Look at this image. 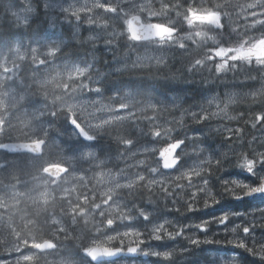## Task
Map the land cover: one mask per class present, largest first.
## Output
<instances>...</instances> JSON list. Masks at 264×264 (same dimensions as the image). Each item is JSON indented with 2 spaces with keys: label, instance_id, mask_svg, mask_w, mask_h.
Here are the masks:
<instances>
[{
  "label": "trees",
  "instance_id": "1",
  "mask_svg": "<svg viewBox=\"0 0 264 264\" xmlns=\"http://www.w3.org/2000/svg\"><path fill=\"white\" fill-rule=\"evenodd\" d=\"M194 2L198 4L197 0H162L161 9L165 10L170 18L177 12L184 14V9ZM8 3L10 2L0 1V56L9 55L16 47L28 48L56 40H61L62 44L57 56L50 59L46 65L35 68L37 65L32 64L30 58H26L22 62L20 79H10L0 84V96L3 97V103L0 104V264H11L17 256L23 254H35L30 264H60L61 261H70L69 264H90L81 254L88 246V240L93 236L91 232L95 229V224L88 221L89 215H93L97 227L101 226L100 231L110 232L109 235L114 237L107 242L109 247L126 249L140 245L157 252L181 250L182 254L178 253L167 260L161 256H151L145 261L149 264H232L234 259L237 264H264V260L251 255L245 249L228 245L227 241L233 239V234L226 231L225 225L216 223L215 217L206 215L207 211L218 212V207L239 212L251 206L250 202L236 200L224 190L227 176L242 175L241 167L230 164L232 158L227 157V148L233 145L246 150L248 144L254 140L258 128L264 126V119H257L264 116V98L245 100L229 107L230 116L238 117L239 120L228 125L240 128V131H236L229 139L222 134L207 132L214 121L206 117L200 119V116L197 120L191 115V112L200 114L201 110H204L203 114L208 115L205 104L209 96H223L242 87L248 90L257 88L261 84L260 80L264 78V68L257 66L253 61L251 64L244 62L245 66L240 63L236 67L231 65L227 71L219 72L215 61L208 59L209 46H204V52L197 51L201 48L191 51L172 49L164 66L135 67L126 71L111 72L113 67L109 60L115 58L111 55L118 50L117 59L121 60L125 55L126 46L123 49L119 43L115 45L106 41L84 42L82 33L80 37L73 39L70 36L73 19L69 17H66L69 22H64L66 26L56 35L54 28L48 31L51 26L39 5L36 16L29 23L20 24L13 18L9 8H4ZM176 4L180 5L179 9L173 8ZM151 20L162 24L164 22L162 16ZM60 22L62 21L58 20V23ZM225 37L231 45H237L241 39L231 36L228 32ZM131 54L129 52L128 57ZM87 58L96 63L95 80L103 89L99 94L103 101L119 105L115 101L132 95L142 105L158 104L155 111L148 108L139 113L134 122H121L104 127L106 132L91 143L98 152V159L109 160V165L117 166L123 163V156L130 150L149 143L154 130L162 132L166 129L170 142L184 139L185 148L200 149L181 161L179 168L190 170L193 165H198L193 170L200 173L191 179L192 183H187L189 180L186 179L180 181L182 188L185 184L195 187L200 185L223 204L212 207L218 203H212L211 198H205L210 200L208 204L211 205L204 207V198L201 196L205 194L193 200L192 195L188 194V189L182 191L181 188V193L175 194V190L179 188L177 184L168 186L167 192H164L156 185L141 181L130 191L118 192L117 204L127 212L120 211L119 217L111 218L101 217L99 212L95 211V205L100 204V194L97 186L91 181L94 164L87 161L69 166L60 154L61 150L73 147L77 142L87 145L79 139L76 143L68 141L72 127L67 111L62 109L60 104V99L65 96H78L79 84L85 82V79L75 82L54 77V81L47 85L42 84L46 79L42 73L47 72L50 76L52 74L50 70L53 69L49 70V66L57 69L59 64L60 67L65 63L78 64ZM196 60H201L202 64L194 67ZM107 71L110 72L106 73ZM65 84L68 85L67 88H64ZM53 112L56 113L55 116L52 115ZM194 129L204 131L196 132ZM33 137H43L45 140L41 157L9 154L2 147L9 142H28L27 140ZM129 137L132 144L122 142L121 138ZM216 159L222 160L223 163H208L209 160ZM52 163L69 167V174L79 172L86 182L70 183L73 189L65 196L60 195L54 188V193H51L52 196L46 204L34 203L32 196L36 193L37 184L49 183L50 180L43 174L42 169ZM68 176L57 182L63 184ZM204 179L208 180L207 185H204ZM185 181L186 183H183ZM101 199L105 200V197ZM188 203L194 204V209L189 210ZM141 210L151 213L148 220L138 215ZM122 216L126 218L122 219ZM108 218L113 219L112 227L106 225ZM53 220L57 223H53ZM205 220L211 222L206 232L194 227ZM156 223H164L167 231L183 228L184 235L169 239L165 233H161V240L151 239V226ZM226 223L233 227L236 225L232 217ZM78 231L82 236L77 235ZM136 231L141 235L137 237ZM129 232H134V235L124 236ZM185 235L213 243L193 245L184 238ZM251 236L239 231L235 238L243 240L249 247L255 246L258 249L261 244L260 237ZM45 240L55 242L57 251L40 254L31 247V243ZM23 241H28L29 244L24 246ZM17 245L20 246V252L15 251ZM137 262L134 264H140Z\"/></svg>",
  "mask_w": 264,
  "mask_h": 264
},
{
  "label": "rangeland",
  "instance_id": "2",
  "mask_svg": "<svg viewBox=\"0 0 264 264\" xmlns=\"http://www.w3.org/2000/svg\"><path fill=\"white\" fill-rule=\"evenodd\" d=\"M197 2V6L202 3L207 9L220 11L221 24L223 25V27L217 29L214 25H207L206 23L201 24L199 22H196L193 25H189L187 23V20L184 18V14L180 12L179 14L176 13L174 15H171L169 18V16L165 13V10L161 9L162 0H14L10 1V3H8V5H5L4 8H9L11 15L17 22H19L20 24H27L38 13L37 6L39 5V7L44 11L46 18L49 21V25L51 26L48 31H52L54 28L56 35H58L60 31H62V28L64 26H66L64 22H69L66 21L68 19L66 17H69L73 19V22L71 23L72 29L70 30V36L73 39L80 37V34L82 33L84 34V42L106 41L107 43H113L115 45L119 43L123 47V49L124 46H126L127 49H125V55H123L121 60L117 59V57L119 56L118 50L117 52L114 51L111 55V57H115L114 59L110 58L109 60L111 62V66L113 67L111 72L126 71L135 67L140 68L151 66H164L167 62V55L172 49L178 48L182 49L183 51H191L201 48L197 51L202 50L204 52V46H209V48L207 49L210 52L209 56L212 57L211 60L215 61L217 67L220 63H225L226 61L225 68L222 70H218L219 72L227 71L228 67L233 64L237 66V64L240 63L241 65L245 66L244 62L246 61H232L230 59H227V57L222 60L220 57L215 55V52L219 49V47H236L238 45H235V43H232V45L227 43L228 38L225 37L226 32H228L231 36L234 37L238 36L242 38L245 35L244 25L246 23H251V20L254 19V17H249L248 20H245L244 17L240 14L241 9L237 7V5L244 4L248 2V0H231L229 2H218L215 0H197ZM191 4L192 3H190L189 5ZM106 5L115 7L116 12L113 13L111 11H106ZM217 5H220L219 9H217ZM70 6L72 11L78 13V16H71L66 13L65 9H68ZM157 7L160 8L157 9ZM159 10L161 11L159 12ZM225 12H227L228 15H225ZM134 15H139L143 17V19L149 23H156L153 22L151 19H155L156 17L162 16V19L164 21L163 24L176 28L178 30V35L173 37V39L170 41L157 40L147 43L136 44L131 41L129 37L127 25L129 18ZM58 20L62 22L58 23ZM89 21H91V23H89ZM233 28L239 31V33L233 31ZM261 31H264V26L257 25L255 29H249L247 35H259ZM196 32L201 33V35H195ZM177 41H179V43H183L184 48H180L179 43ZM56 42L59 45L62 44L61 40H56ZM129 52H131L132 54L128 57ZM253 61L255 60L253 59ZM103 62H105V60ZM95 64L96 63L93 59L87 58L78 64L65 63L61 67L59 64L57 65L59 67L57 69H54V66H49V70L53 69L50 70L52 71V74L50 76V74H48L47 72L42 73L43 76L46 77V79L42 82L47 81L48 83H50L54 81V77L67 79L68 71L73 65H75L80 67L88 66V71L84 73V76L78 78L74 77L71 80L76 82L77 80L85 79V82L83 83L90 84V80L96 81V72H94L96 71ZM108 72L110 71H107L106 73ZM260 83V86L255 89L248 90L245 87H242L240 90H231L230 92L225 93L223 96H209L207 100L205 99V107L207 108L206 110H208V115L200 114V119L206 117L209 118V120L214 121L213 124L209 126L207 132L210 134H222L223 136H225L226 139L232 138L236 131L239 132L240 128L228 125V123L230 122H236L239 120L238 117L234 118L230 116L229 107L237 105L238 103H241L245 100L264 98V78L260 80ZM242 85L244 86L246 84ZM91 88L92 86L90 85V88L81 89L79 84V90H77L79 93L78 96H65L64 98L60 99L61 108L65 109L66 111L67 107L70 105L80 106L75 109L76 115L81 116V120H78V122H81L83 119L87 118L88 120H91L93 124H95L100 122V117H104L105 119L111 121L110 124L104 125V127L121 122H134L136 120V116L139 113L143 112L145 109H148L145 107L147 104L142 105V103L137 102V100L132 95L123 96L121 97L122 99H119L123 100V102L127 104V108L122 109L120 105H111L110 103L103 101L100 95L91 90ZM99 100H102L104 105H111V107L115 109V112L110 111L107 108L102 110L97 107L96 101ZM129 101L131 103H129ZM81 109L84 110L83 115H81ZM116 114L126 116L127 119L123 121H115L113 120V116ZM93 117H96V119H93ZM69 123L72 129L70 130V135L67 139L68 141H74L76 143L79 137L73 130L74 125L71 123L70 119ZM165 130L166 129L161 132L160 136L153 135L151 141L146 145L130 150L128 154H125L123 156V163H120L117 166L109 165V160H101L103 161V166L99 168H97L96 165H93L95 168L92 170L94 171V174L92 175L91 181L93 182V185L97 186L100 194V207H96L95 211H98L99 215L101 212H103V215H100L101 217H119L118 214L120 211L127 212L117 204V202L119 201L117 197L118 192L120 190H132L136 186V184L141 182V180H139L138 178L139 176H144L145 179L142 181H145L148 185H156L160 188L162 187L161 184H149L148 181L153 179L165 180V177H167L168 179L163 185L167 188L168 186L173 187V185L176 184L180 185V181L184 179H186V181L188 180L187 178L175 180V177L180 176L184 172L196 171L193 169H196L198 165H193L190 170H187L185 168H178L172 173H164L162 171L161 163L158 160V156L164 148L169 147L173 142L177 141L174 140L173 142H170L168 134ZM253 139L254 140L250 144H248L246 150H243L233 145L228 146L227 157L232 158L230 164H237V162L240 160L241 155L247 156L249 159H253L257 158L258 154L264 153V126L258 128L257 135H255ZM86 151L96 152L98 156L97 150L91 143H87V145H84L78 142L73 147H67L64 150H61L60 154L69 166H75L77 163L80 164L82 162L91 161L79 158L80 154ZM196 151H200V149L197 150L193 148H185L183 146L178 153V157L181 160L183 158L187 159L188 157H191V155L194 154ZM140 161H143V163H140ZM91 163L94 164L93 161ZM187 164L189 166L188 160ZM153 167H156L158 169L156 173H153L151 171V168ZM259 167L260 166H258L256 170L264 172V168H261L259 170ZM101 173L110 175H102ZM161 173H163V175H161ZM241 173L242 175L235 174L234 176H227L225 178V182L227 180H236L238 182H243L250 185L258 182L257 177L252 175L251 173H248L245 169H242ZM194 176L197 175L193 174L191 179L194 178ZM81 177L82 175H80L79 172L74 171L69 174L68 179L63 181V184L58 183L59 181L57 182V180L60 179H57L56 183H54L53 186L51 183L48 182H40L39 184H37L36 193L33 194L32 198L34 199L36 196H38L39 192L43 190V187L46 184L49 192L54 193L53 191L55 188L59 191L58 193L60 195L65 196L67 193L62 192L61 188L63 187L72 190V185L69 184L74 182H84L86 179L83 177V179L81 180ZM111 177H113L114 180ZM129 181H135V183H133L130 188H114V184L117 182L126 185L129 183ZM186 181L183 183H186ZM187 183L192 182L188 181ZM110 188H114V190L111 192V198H108L104 195V193L108 192ZM181 188L182 187H179L177 190H175V194L181 193V191L179 190ZM199 188H201L200 185L198 187H195L192 184H185L182 188V191L188 189V194L191 195L193 192H195L196 197L205 194L204 196H201V198H204L202 202L204 206L205 201H210L209 199L205 198L210 197L206 194V192L202 191L204 192L202 193L201 191H198ZM235 191L239 193L240 189L235 188ZM101 197H105V200H102ZM219 203L220 205L223 204L222 202ZM219 203L212 205V207H214L215 205L218 207ZM218 208V212L216 210L213 212L207 211L206 215L216 217L217 215L223 213L233 212L232 210H224V208L220 207ZM260 209H264V202L251 203V206L247 207V209H245L244 211L233 213H244L247 216L248 220H252L254 218L257 224H259L264 223V220H262V216H264V213H262ZM131 216L136 217L135 215ZM231 217L234 219L236 225L239 224L243 226L245 224L244 216L236 215ZM87 218L89 222L92 221L91 223L95 224V229L91 232L93 236L90 237V239L88 240L87 247L99 246L107 248H117L109 247V244H107L108 241L114 238L113 236L109 235L110 232H105V230L100 231L99 229H101V226H96V222L93 220V215H89ZM97 218L98 217H96V219ZM128 219H130V217ZM106 225L111 227L113 226V224L108 225L107 222ZM258 231L260 234L259 237L261 239H264V229H261L259 227L254 229V233L251 234V237L256 238L255 235ZM130 234L134 235V232H129L128 235ZM77 235L82 236L81 232L79 231ZM128 235L124 234V236ZM245 235L247 236V234ZM143 250H146L149 253L152 252L149 247H144ZM139 255L144 254L143 252H139ZM151 256L155 255H147V257ZM137 261L140 264H149V262L146 263L142 259H138L136 261L123 260L118 264H134ZM69 263L70 261H67V263L63 261L60 262V264Z\"/></svg>",
  "mask_w": 264,
  "mask_h": 264
},
{
  "label": "snow or ice",
  "instance_id": "3",
  "mask_svg": "<svg viewBox=\"0 0 264 264\" xmlns=\"http://www.w3.org/2000/svg\"><path fill=\"white\" fill-rule=\"evenodd\" d=\"M166 6H163V8ZM217 9L220 8V5L216 6ZM241 9V15L244 17L245 20H248L249 17H254V19L251 20V23H246L244 25L245 28V35L240 39L238 45L236 47H219V49L215 52V55L220 57L222 60L227 57V59H230L232 61H246L249 64L252 63L253 59L255 60V63L261 68H264V31H261L259 35H252L248 36L247 32L249 29H255L257 25L264 26V0H248V2L244 4L237 5ZM173 8L179 9L180 5L176 4L173 5ZM106 11H111L113 13L116 12L115 7L111 6H105ZM66 13L71 16H78L77 12L72 11L71 6L68 9H65ZM179 14V12H177ZM225 15H228L227 12H225ZM184 18L187 20V23L189 25H193L196 22H199L201 24L207 23L210 25H214L217 29H220L223 27L221 24V13L218 10H210L204 7V5L201 3L199 6L195 4V2L191 5H188L184 9ZM136 18L133 17L131 20L128 21L129 25V33L130 37H132L135 40H139L141 38H146L148 35H151V37H155L158 41H170L173 39V36L175 34V29L169 26H165L163 24H155V25H148L143 26L141 25L140 28H133V21ZM91 23V21H89ZM233 31L239 33L235 28L232 29ZM195 35L200 36L201 33L196 32ZM91 38V37H90ZM179 43V41H177ZM180 48H184L183 43H179ZM24 49V51H22ZM60 52V45L53 41L51 43H46L39 46H32L28 48L23 47H16L11 50L9 55L7 56H0V84L8 81V80H19L21 76V69L23 67L22 62L25 61L26 58H30L32 64L37 65L35 68H39V66H44L48 63L50 59H53L57 56V54ZM231 54V55H229ZM14 57V58H13ZM212 57L209 56L208 59H211ZM226 63V61H225ZM225 63H220L218 65L217 70H222L225 68ZM201 60L195 61V66L201 65ZM236 65L233 64V67ZM191 70V69H189ZM88 71V66H75L73 65L71 69L68 71L67 79L71 80L74 77H81L84 76V73ZM47 81L42 82V84H47ZM90 85L92 86L91 90L96 92L98 95L102 93L103 89L98 86L97 81L90 80V84H84L81 83L80 87L81 89H87L90 88ZM68 85L65 84L64 88H67ZM111 99V98H110ZM3 103V97L0 96V104ZM115 103H118L120 107L127 108V104L123 102V100H117ZM129 103H131L129 101ZM158 104L154 103H148L145 107L150 108L153 111L157 109ZM96 106L100 109L107 108L110 111L115 112V109L111 107V105H104L102 100L96 101ZM161 107H168L167 105H160ZM80 106L77 105H70L67 107V113L68 118L70 119L71 123L75 126V128L78 130L79 134L82 135L86 140L88 141H94L97 139V137L104 132H106V129L104 128V125H108L111 123L110 120L105 119L104 117H100V122L93 124L91 120H88L87 118L83 119L81 122H78V120H81V116L76 115L75 109ZM84 110L81 109V115H83ZM204 110H201L200 114H203ZM200 114L196 112H191V115L194 119H199ZM53 116L56 115L55 112L52 113ZM93 119H96V117H93ZM127 117L116 114L113 116V120L115 121H123L126 120ZM257 119H264V116L257 117ZM83 123V126H82ZM155 128V126H154ZM87 129V130H86ZM167 132V130H165ZM196 132H203L204 129H194ZM153 134L155 136H160L161 132L159 130H154ZM122 142L125 144H132V139L129 138H121ZM28 142L22 143L19 145H10V146H2L6 147L12 151H16L17 149H22L27 152L32 153H40L41 148L45 143V140L43 137H33L27 140ZM202 142V141H201ZM184 140H177L173 142L169 147L164 148L162 152H160V155L164 158L163 159V167L165 169H171L177 164V159L173 157V153L176 149L180 148L182 144H184ZM80 159H86L91 160L94 162V165H96L97 168L103 166V161L98 159L97 153L92 151H86L80 154ZM220 159H216L215 161L209 160L208 163L211 164L215 162L216 164H220ZM140 163H143V161H140ZM237 166L241 167L242 169H245L248 173H251L252 175L257 177V183L255 184H246L243 182H238L236 180H227L225 182V192L229 194V196L235 197L236 200L242 199L243 196H252L254 194H264V172L257 171V167H259V170L261 168H264V153L258 154L257 158L249 159L247 156L241 155L240 160L237 162ZM42 171L46 174H48V177L53 178L49 180V183H56L57 173L59 172H66L67 169L62 166L60 163H52L48 164L46 167L42 169ZM151 171L153 173H156L158 169L156 167L151 168ZM102 175H110V174H104ZM199 175V171L195 172H184L180 176L175 177V180H181L184 178H187L189 181H191L192 175ZM163 175V173H161ZM113 179V177H111ZM139 180H144V176H139ZM83 177H81V180ZM168 178L165 177V180H150L148 181L149 184L158 183L161 184V191L167 192V188L163 185L165 184V181ZM114 180V179H113ZM135 183V181H129L128 184H120L115 183L114 188H123V187H131L132 184ZM204 185H207L208 180L204 179L203 181ZM47 185V184H46ZM43 187V190L39 192V195L34 198V203H39L40 201H43L45 204L48 202L49 197L52 196L51 192L48 191L47 186ZM234 186V187H232ZM177 187H182V185H177ZM114 188H110L108 192H105L104 195L108 198H111V192L114 190ZM235 188H239L241 191L238 193L235 191ZM61 191L64 193H68L69 191H72L68 188H61ZM198 191H204L206 194L211 198L212 203H219V201L212 196L211 192L207 190L206 188H199ZM242 193V195H241ZM15 195V193H13ZM192 199H196V193L193 192ZM87 200V198H86ZM205 207H208L209 204L207 201L204 203ZM95 207L99 208L100 205L96 204ZM195 205L192 203L187 204V208L189 210L194 209ZM262 213H264V209H260ZM100 215H103V212L100 213ZM140 217H142L144 220H148L150 218V213L147 211H140L138 213ZM244 216L245 217V224L242 225H235L234 227L230 224H227L226 222L229 220L231 216ZM122 219L126 217H121ZM262 220H264V216H262ZM215 222L221 225H225V229L230 234H233V239L228 240V245H235L237 248H243L247 251L249 246L245 244L243 240H238L235 238V235L242 231L244 234H247V236H250L254 229L257 227L264 229V223H259L255 221L253 218L252 220H248L247 216L244 213H233V212H227L220 215H217L215 217ZM53 223H57V221L53 220ZM113 219L108 218L107 224L112 225ZM210 221H203V223H199L194 225L195 228L201 229L202 231H207V227L210 224ZM161 233H165L169 239H175L179 236L184 235L183 234V228L177 229L176 231H167L165 228L164 223H156L151 226V239L155 240H161L163 237ZM125 235H128V233H125ZM136 236H140L141 233L139 231L135 232ZM185 239H187L191 244L193 245H199L201 243H213V241L210 240H204L201 241L199 239H196L192 235H185ZM24 246H27L29 244L28 241L22 242ZM215 243H222L220 241H215ZM31 247L35 249L45 250V249H54L56 248V244L51 241H44L43 243H31ZM254 252H256L258 255L260 254V249L264 248V243H261L259 245V248L257 249L255 246L251 247ZM16 252H20V246L17 245ZM84 252L91 257L93 261L97 260L100 257H111L114 255H117L122 252H127L129 254H136L138 252H143L144 255H155V256H161L164 259H171L178 253H181L180 249H173L172 251H165V252H157L153 250L151 253H149L146 250H141L138 247H129L126 251L124 249H110L107 247H86L84 249ZM35 254H23L20 256H17L11 264H30L34 260ZM232 264H237L236 260L234 259L232 261Z\"/></svg>",
  "mask_w": 264,
  "mask_h": 264
},
{
  "label": "water",
  "instance_id": "4",
  "mask_svg": "<svg viewBox=\"0 0 264 264\" xmlns=\"http://www.w3.org/2000/svg\"><path fill=\"white\" fill-rule=\"evenodd\" d=\"M133 17H135L136 19L133 21V28H140L141 25L143 26H148V25H155V24H158V23H145L142 19V17H140L139 15H135V16H132L130 17L129 20H131ZM167 26V25H165ZM170 27V26H169ZM128 30L130 31L129 29V25H128ZM176 30V29H175ZM177 35V31H175V34L174 36ZM173 36V37H174ZM132 38V37H131ZM133 39V38H132ZM135 42H150V41H156L157 39L155 37H151V35H148L146 38H141L139 40H135L133 39ZM74 130L79 134L78 130L75 128L74 126ZM79 136L81 137V139L85 142H90L88 140H86L82 135L79 134ZM22 143H26V142H10V143H7L5 146H10V145H19V144H22ZM45 145V143H44ZM44 145L42 146L41 148V152L40 153H32V152H27V151H24L22 149H17L16 151H12L6 147H4V149L10 153V154H31V155H34L36 157H40L43 153V147ZM183 146V144L180 146V148L176 149L175 152L173 153V157H175L177 159V164L171 168V169H165L163 167V157L161 155H159L158 159L161 161V168L164 172H173L177 166L180 164V159L177 157V153L179 152V150L181 149V147ZM63 166V165H62ZM65 167V166H63ZM67 169L66 172H59L57 173V178H60V177H63L65 176L67 173H68V168L65 167ZM46 176H48V174L44 173ZM57 178H54V179H57ZM53 179V178H51ZM240 200H243V201H248V202H252V203H256V202H264V194H254L252 196H242V199ZM47 241H50V240H47ZM52 242V241H51ZM43 243V242H41ZM54 243V242H53ZM92 247H95V246H92ZM133 247H138L139 249H141V247L139 246H133ZM57 249V246L56 248L54 249H45V250H40V249H35L34 248V251L36 252H39V253H47V252H53ZM110 249H120V248H110ZM82 255L87 258L92 264H100V263H109V262H115V261H118L120 260L121 258H127V259H134V258H138L139 257V252L136 253V254H129L127 252H122V253H119L117 255H114V256H111V257H100L98 258L97 260L93 261L91 259V257H89L84 251L82 252ZM143 259H147V255H143L142 256Z\"/></svg>",
  "mask_w": 264,
  "mask_h": 264
},
{
  "label": "clouds",
  "instance_id": "5",
  "mask_svg": "<svg viewBox=\"0 0 264 264\" xmlns=\"http://www.w3.org/2000/svg\"><path fill=\"white\" fill-rule=\"evenodd\" d=\"M223 163V161L221 160L220 161V164H222ZM241 249H243V248H241ZM247 251L251 254V255H253V256H258L261 260H264V248H261L260 249V254L258 255L256 252H254L253 251V249L251 248V247H249L248 249H247Z\"/></svg>",
  "mask_w": 264,
  "mask_h": 264
},
{
  "label": "flooded vegetation",
  "instance_id": "6",
  "mask_svg": "<svg viewBox=\"0 0 264 264\" xmlns=\"http://www.w3.org/2000/svg\"><path fill=\"white\" fill-rule=\"evenodd\" d=\"M254 233V232H253ZM256 238H259V236H260V234H259V231L256 233ZM260 239V242L261 243H264V239H261V238H259Z\"/></svg>",
  "mask_w": 264,
  "mask_h": 264
}]
</instances>
